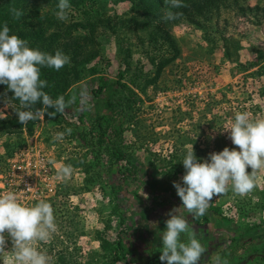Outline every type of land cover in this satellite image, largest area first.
I'll list each match as a JSON object with an SVG mask.
<instances>
[{"label":"rangeland","instance_id":"rangeland-1","mask_svg":"<svg viewBox=\"0 0 264 264\" xmlns=\"http://www.w3.org/2000/svg\"><path fill=\"white\" fill-rule=\"evenodd\" d=\"M238 3L213 10L208 21L198 17L201 26L188 20L174 25L170 32L178 44L177 53L173 49L159 51L143 28L130 23L121 25L133 17L143 19L130 2L107 1L106 9H98L99 13L93 17L80 13H72V17L69 13L64 21L57 18L54 6L44 5V10L54 14L62 24L65 36L86 39L81 59L84 63L79 67L85 69L86 77L75 88L79 94L82 88L87 89L91 114L73 125L71 134H66L62 141L53 140L56 130L55 133L63 131L56 129L61 124L35 128L44 137L55 168L63 165L73 168L71 177L58 186V191L66 194L43 199L53 206L57 231L50 240L36 246L52 257V264H137L121 251L118 242L124 239L136 248L139 241L135 233L148 224L149 211L157 204L168 208L180 204L175 194L168 198L149 190H132L127 204L121 206L107 185L109 158L102 154L100 165L95 154L84 159V147L73 138L72 132L88 131L97 113L91 92L97 90L100 75L116 80L129 66L130 78L134 72L144 70L138 80L143 82V88L137 90L136 124L127 131L126 138L132 145L144 137L131 150L134 159L145 166L154 162L158 171L167 166L171 151L178 150L182 173L171 178L174 189V181L182 182L185 173L182 160L189 146H194L197 157L207 158L211 152L235 147L225 130L234 121L236 112L247 111L252 118H264V78L256 73L259 67H254L264 66V0ZM99 4L90 3L87 7L98 8ZM103 19L118 22L117 29H111ZM77 22L84 26L74 29ZM16 109L8 101L6 118H17ZM9 138L0 135V157L6 153L3 144ZM79 154L82 157L76 158ZM213 210L229 219L239 232H232L229 246L228 235L222 233L224 240L211 254L220 252L230 264H264V170L259 171L257 186L251 193L240 197L229 191L214 197L207 211ZM248 231L253 235L244 234ZM11 248L9 239L0 264H4L5 258L11 264Z\"/></svg>","mask_w":264,"mask_h":264},{"label":"clouds","instance_id":"clouds-1","mask_svg":"<svg viewBox=\"0 0 264 264\" xmlns=\"http://www.w3.org/2000/svg\"><path fill=\"white\" fill-rule=\"evenodd\" d=\"M166 3L173 9L186 6L182 0H166ZM57 8V18L67 20L71 8L69 0H59ZM11 12L16 19L23 15L16 8H12ZM179 15L169 11L164 19L175 20ZM70 60V56L59 49L53 55L30 47L27 40L10 35V28L5 22L0 30V85L6 86L5 91L0 93V119L6 118L9 92L19 101L15 115L22 125L45 114L49 117L63 114L77 97L66 99L60 95L53 98L44 91L49 85L47 80L41 79V68L59 71ZM79 97L81 108L88 110L90 95L87 89L82 88ZM47 109L53 111L46 112ZM225 132L235 147L211 152L207 158L197 157L193 145L186 150L182 160L185 169L182 182H173L182 206L174 207L167 213L169 218L161 235L159 259L162 264H200L208 253L194 227L189 224V217L181 209L192 218L201 217L207 213L214 197L229 191L244 197L257 186L258 173L264 170V118H252L247 111L236 112L234 121ZM66 133L70 135L71 129L56 133L53 140L62 141ZM72 173L71 165H63L58 170V178L67 180ZM27 190L31 191V186ZM56 231L54 209L49 202L40 200L26 205L13 191L0 194V257L6 252L10 239L11 264H52V257L36 245L50 240ZM4 264H9L6 258ZM206 264H230V261L220 252H215L209 255Z\"/></svg>","mask_w":264,"mask_h":264},{"label":"trees","instance_id":"trees-1","mask_svg":"<svg viewBox=\"0 0 264 264\" xmlns=\"http://www.w3.org/2000/svg\"><path fill=\"white\" fill-rule=\"evenodd\" d=\"M107 1L114 4L130 2L132 9L140 11L143 19L133 17L121 22V25L124 27V25L128 26L130 23L145 29L149 33L151 44L163 53L172 49L176 53L178 52V44L170 32L174 25L188 20L192 24L201 26L198 17H205L208 21L210 12L213 10H217L221 6L239 5V0H182V3L186 6L173 9L166 3V0H69L71 5L69 13L71 16L72 13L75 15L80 13L85 17H93L99 13L98 9H106ZM98 2L100 3L98 8L89 9L87 7L90 3L96 4ZM58 3L59 0H0V30L7 22L10 35L15 34L27 40L30 47L38 48L42 52L53 55L59 49L70 56V63L59 71L54 68L42 67L41 79L48 81L49 86L44 91L48 92L53 98L60 95L65 96L66 99L72 96L77 97L76 102L66 109L63 114L56 113L54 117L44 115L45 120L50 124L66 123V129H71L73 123L66 120V114L73 115L74 118L79 115V121L86 116L91 117L88 110L81 108L79 92L75 88L76 84L86 77V74H84L85 69L80 70L79 67L84 63L81 59L84 57L83 53L87 42L84 38L65 36L62 24L55 15L44 10L45 6L51 5L54 6V11H58ZM12 8L21 10L23 15L16 19L11 12ZM169 11L180 15L175 20H165L164 17ZM247 11H253V8H247ZM101 21H104L111 29H117L118 22L112 23L108 19ZM83 26L82 22H77L73 27L78 29ZM67 30L72 31V28H67ZM69 67L71 68L70 71L68 70ZM254 67H259L256 73L264 78V66L255 64ZM130 71H132V68L129 66L127 71L119 73L116 80L108 78L105 74L100 75L97 90L91 92L92 99L96 101L97 113L92 117L88 131L83 133L72 132L73 138L78 139L84 147V159L89 154H95L98 157L97 165H100L99 160L102 154L109 158L106 166L107 185L111 187L121 206L127 204L126 199L131 196L132 190H149L169 197L173 194L177 195L176 190L171 185V178L182 173L179 168L178 150L171 151L169 155L171 158L167 166L162 168V171L156 169L154 162L145 166L134 159L131 150L135 148L139 141H143L144 137L139 138L140 140H136L131 145L126 138V133L136 124V111L139 102L137 90L143 88V82L138 83V80L141 79L144 70L134 72L132 78L128 74ZM5 89L6 86L0 85V93H3ZM8 95V101L19 108V101L12 97L11 92ZM51 111L53 110H46V112ZM38 122L39 119L22 125L15 117L0 119V135L10 137L3 144L8 157L23 145L25 131L28 134H33ZM63 193L66 194L63 190L58 191L59 195L57 194V197L62 196ZM177 198L182 203L178 195ZM160 206L164 207L163 204H160ZM164 209L166 208L164 207ZM195 219L198 222L204 219L210 221L213 225L222 224V228H229L234 230L235 233L239 232L234 224H224V221L230 220L223 217L217 210L207 211L204 216ZM263 228L260 227V229ZM245 234L247 236L253 235V232L248 231ZM118 246L124 254L132 257L136 263H141V257L136 253L139 249L138 246L135 248L130 242L126 244L124 239L118 242Z\"/></svg>","mask_w":264,"mask_h":264},{"label":"built area","instance_id":"built-area-1","mask_svg":"<svg viewBox=\"0 0 264 264\" xmlns=\"http://www.w3.org/2000/svg\"><path fill=\"white\" fill-rule=\"evenodd\" d=\"M65 117L73 125L79 123V115L74 118L73 115L66 114ZM48 124L49 122L42 116L35 128H44ZM56 127L59 130L62 128V132H64L66 123ZM55 132L53 133L54 136L56 135ZM78 151L82 150L79 148ZM84 152L85 150H83ZM3 155L0 157L2 162V166H0V189H3V193L13 191L17 193L20 201L26 204H34L36 201L56 196L58 186L64 180L58 178L57 171L59 168H55V162L51 158V153L46 147L41 132L35 129L33 134H28L25 131L23 145L17 148L10 157L6 153ZM82 155L79 154V157H75L80 158ZM28 186H31V191L27 190Z\"/></svg>","mask_w":264,"mask_h":264},{"label":"flooded vegetation","instance_id":"flooded-vegetation-1","mask_svg":"<svg viewBox=\"0 0 264 264\" xmlns=\"http://www.w3.org/2000/svg\"><path fill=\"white\" fill-rule=\"evenodd\" d=\"M186 216L189 217V224L192 227H194L198 238L201 239L202 244L208 249V253H206L204 257L211 254L213 249L219 246V244H221V242L224 240V238H222L223 236L222 233L225 232L228 235L229 240H230V236L233 235L232 232L234 230H231L229 228H222V224L213 225L210 221H207L204 219H201L200 222H198L195 218H192L189 213H187ZM227 222L233 225L231 221H227ZM161 235L162 234H160L158 238L155 236L153 237L150 234L145 235L146 242L148 243L147 245L148 246L147 248L148 258H149V260L147 261L149 262L148 264H162V262L159 259L161 252L157 253L158 248L159 247L162 248V246L158 245L159 247H157L156 245H154V242L157 239H158V242L160 241V244L162 245ZM232 240L228 242V246L232 245Z\"/></svg>","mask_w":264,"mask_h":264},{"label":"crops","instance_id":"crops-1","mask_svg":"<svg viewBox=\"0 0 264 264\" xmlns=\"http://www.w3.org/2000/svg\"><path fill=\"white\" fill-rule=\"evenodd\" d=\"M166 196V195H165ZM168 197V196H167ZM175 197V196H174ZM169 198V197H168ZM176 199H178V198H176ZM178 201V200H177ZM179 205H176L177 207H180V206H182V203L179 201ZM175 206V207H176ZM164 207L166 208V209H164ZM164 207H161L159 204H157L155 207H154V210H151V211H149V213L148 212H145V213H148L147 214V219H149V217H150V220H149V222H148V224L145 226V228L144 227H142V228H140L136 233H135V235H136V237L137 238H139L138 239V241L139 242H137V244H139V245H137L138 247H139V249H138V251H136V253H137V255H139L140 257H141V263L140 264H148L149 262H147L148 260H149V258H148V243L146 242V239H145V235L146 234H150L151 236H155V237H159L160 236V234H162V232H163V230L165 229V221L169 218L168 216H167V213L171 210V209H173V208H168V206H165L164 205ZM169 210H168V209ZM142 211H144V210H142ZM181 211H183L184 212V215L186 216L187 215V212L186 211H184L183 209H181ZM139 212H141V211H139ZM155 225V226H154ZM154 245H156L157 247H159V246H162L161 244H160V241L158 242V239L157 240H155V242H154ZM159 245V246H158ZM144 247H146V248H144ZM160 248V247H159ZM158 248V249H159ZM160 251H161V248H160ZM159 251V252H160ZM158 252V253H159ZM208 256H205L202 260H201V262H200V264L202 263L203 264V262L202 261H204V260H206V259H209V258H207ZM146 262V263H145ZM138 264V263H137Z\"/></svg>","mask_w":264,"mask_h":264}]
</instances>
